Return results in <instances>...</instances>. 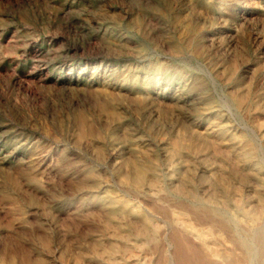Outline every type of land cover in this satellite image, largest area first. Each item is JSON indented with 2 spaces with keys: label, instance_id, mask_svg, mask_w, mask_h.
I'll return each instance as SVG.
<instances>
[{
  "label": "rangeland",
  "instance_id": "obj_1",
  "mask_svg": "<svg viewBox=\"0 0 264 264\" xmlns=\"http://www.w3.org/2000/svg\"><path fill=\"white\" fill-rule=\"evenodd\" d=\"M261 180L264 0H0V264H264Z\"/></svg>",
  "mask_w": 264,
  "mask_h": 264
},
{
  "label": "bare ground",
  "instance_id": "obj_2",
  "mask_svg": "<svg viewBox=\"0 0 264 264\" xmlns=\"http://www.w3.org/2000/svg\"><path fill=\"white\" fill-rule=\"evenodd\" d=\"M140 96V95H139ZM238 96V95H237ZM240 97V96H239ZM239 99V98H238ZM235 101V100H234ZM240 101V100H239ZM242 102V101H241ZM237 105V104H236ZM242 105V104H241ZM240 105V106H241ZM201 134V133H200ZM203 136V135H202ZM207 136V135H206ZM183 138V137H182ZM186 138V137H185ZM197 138H198V135H197ZM201 138V137H200ZM202 140V139H201ZM193 141V140H192ZM182 143V142H181ZM192 143V142H191ZM194 143V142H193ZM192 143V144H193ZM196 143V142H195ZM179 145V144H178ZM186 145V144H185ZM180 146V145H179ZM182 147H183V145H182ZM185 147V146H184ZM98 150V149H97ZM101 150V149H100ZM168 152V151H167ZM177 152V151H176ZM180 152V151H179ZM178 152V153H179ZM177 153V154H178ZM183 153V152H182ZM185 153V152H184ZM130 156V155H129ZM132 157V156H131ZM158 158V157H157ZM181 158V157H180ZM251 158V157H250ZM258 158V157H257ZM143 159V158H142ZM141 159V160H142ZM166 160H168V159H166ZM175 160V159H174ZM180 160V159H179ZM178 160V161H179ZM238 160V159H237ZM165 161V160H164ZM169 161V160H168ZM225 161V160H224ZM248 161V160H247ZM246 161V162H247ZM127 162V161H126ZM125 162V163H126ZM137 162V161H136ZM148 162H150V161H148ZM155 162V161H154ZM180 162V161H179ZM124 163V162H123ZM152 163V162H151ZM166 163V162H165ZM169 162H167V164H168ZM176 163H178L177 162V160H176ZM221 163V162H220ZM219 163V164H220ZM127 164V163H126ZM132 164V163H131ZM183 164H184V162H183ZM232 164H234V162L232 163ZM238 164V163H237ZM236 164V165H237ZM124 165V164H123ZM147 165V164H146ZM146 165H143V164H141V165H138L137 164V166H134V170H133V172L132 173H127V174H124V179L126 180V181H131V182H133L134 184H139V183H141V182H143L144 183V181H146V180H149L148 178H149V176H148V178H147V172L149 171V168L146 166ZM162 165V164H161ZM235 165V166H236ZM160 166V165H159ZM170 166V165H169ZM172 166H174V165H172ZM221 166V165H220ZM219 166V168H221ZM224 166H225V164H224ZM238 166V165H237ZM236 166V167H237ZM127 167V166H126ZM182 167H184V166H182ZM186 167V166H185ZM222 167H223V165H222ZM228 167V166H227ZM132 168H133V166H132ZM157 168V167H156ZM172 168V167H171ZM189 168V167H188ZM213 168V167H212ZM224 168V167H223ZM239 168V167H238ZM213 169H215V168H213ZM218 169V168H217ZM152 170V169H151ZM182 170V169H181ZM186 170H187V168H186ZM219 170H221V169H219ZM153 171V170H152ZM151 171V172H152ZM215 171V170H214ZM241 171V170H240ZM155 172V171H154ZM173 172V171H172ZM175 172V171H174ZM173 172V173H174ZM177 172V171H176ZM175 172V173H176ZM186 172V171H185ZM211 172V171H210ZM216 172H218V171H216ZM221 172V171H220ZM223 172V171H222ZM229 172V171H228ZM227 172V173H228ZM239 172V171H238ZM247 172V171H246ZM249 172V171H248ZM121 173V172H120ZM150 173V172H149ZM183 173V172H182ZM188 172H186V174H187ZM212 173V172H211ZM215 173V172H214ZM226 173V174H227ZM240 173V172H239ZM244 173V172H243ZM152 174H153V172H152ZM185 174V175H186ZM213 174V173H212ZM169 175V174H168ZM172 175V174H171ZM177 175V174H176ZM182 175V174H181ZM189 175V174H188ZM259 175V174H258ZM122 176V175H121ZM156 176V175H155ZM201 176V175H200ZM209 176V175H208ZM228 176V175H227ZM232 176V175H231ZM234 176H235V174H234ZM255 176V175H254ZM263 176V175H262ZM96 177H97V175H96ZM120 177V176H119ZM182 177V176H181ZM189 177V176H188ZM206 177V176H205ZM219 177V176H218ZM233 177V176H232ZM246 177H247V175H246ZM168 178V177H167ZM177 178V177H176ZM183 178V177H182ZM209 178V177H208ZM220 178V177H219ZM253 178V177H252ZM150 179H153V178H150ZM157 179V178H156ZM181 179V178H180ZM186 179V178H185ZM207 179V178H206ZM216 179H217V177H216ZM235 179V178H234ZM251 179V178H250ZM256 179V178H255ZM191 180V179H190ZM210 180H211V177H210ZM233 180V179H232ZM237 180H238V178H237ZM245 180V179H244ZM252 180V179H251ZM93 181V180H92ZM95 181V180H94ZM120 181V180H119ZM160 181V180H159ZM159 181H158V183H159ZM183 181V180H182ZM192 181H194V180H192ZM214 181V180H213ZM224 181H225V178H224ZM261 181H263V180H261ZM153 182V181H152ZM169 182V181H168ZM174 182H176V180L174 181ZM203 182V181H202ZM210 182V181H209ZM218 182H220V180L218 181ZM243 182V181H242ZM250 182V181H249ZM254 182V181H253ZM264 182V181H263ZM262 182V183H263ZM95 183V182H94ZM126 183V182H125ZM130 183V182H129ZM132 183V184H133ZM155 183V182H154ZM217 183V182H216ZM225 183V182H224ZM232 183V182H231ZM246 183H248V182H246ZM261 183V184H262ZM182 184L184 185V183L182 182ZM187 184V183H186ZM195 184V183H194ZM202 184V183H201ZM200 184V185H201ZM215 184V183H214ZM223 184V183H222ZM258 184V183H257ZM260 184V185H261ZM95 185H97V184H95ZM152 185V184H151ZM157 185V184H156ZM176 185V184H175ZM196 185V184H195ZM199 185V184H198ZM212 185V184H211ZM216 185V184H215ZM225 185V184H224ZM235 185H238V184H235ZM255 185V184H254ZM133 186H135V185H133ZM142 186V185H141ZM159 186H161V185H159ZM194 186V185H193ZM192 186V187H193ZM220 186V185H219ZM252 186V185H251ZM196 188H198V186H195ZM215 187V186H214ZM231 187V186H230ZM242 187V186H241ZM248 187V186H247ZM254 187V186H253ZM152 188H154V187H152ZM158 188V187H157ZM171 188V187H170ZM185 188V187H184ZM204 188V187H203ZM217 188V187H216ZM220 188V187H219ZM228 188V187H227ZM233 188H235V187H233ZM260 188H262V187H260ZM187 189V188H186ZM188 189H191V188H188ZM187 189V190H188ZM226 189V188H225ZM230 189H232V188H230ZM241 189V188H240ZM240 189H239V191H240ZM255 189V188H254ZM257 189V188H256ZM154 190V189H153ZM172 190V189H171ZM233 190V189H232ZM147 191H148V188H147ZM146 191V192H147ZM155 191V190H154ZM182 191V190H181ZM208 191V190H207ZM206 191V192H207ZM227 191V190H226ZM230 191V190H229ZM234 191V190H233ZM246 191V190H245ZM148 192H150V191H148ZM156 192V191H155ZM183 192V191H182ZM189 192H191V191H189ZM205 192V193H206ZM222 192H223V190H222ZM242 192V191H241ZM109 193V192H108ZM186 193V192H185ZM194 193V192H193ZM218 192H216V194H217ZM234 193V192H233ZM232 193V194H233ZM264 193V192H263ZM192 194V193H191ZM213 194V193H212ZM211 194V195H212ZM251 194V193H250ZM259 194H260V192H259ZM207 195H208V193H207ZM228 195V194H227ZM246 195V194H245ZM256 195H258V194H256ZM261 195V194H260ZM204 196V195H203ZM216 196V195H215ZM233 196V195H232ZM259 196V195H258ZM263 196V195H262ZM262 196H259L260 197V199H261V197ZM110 197H112V196H110ZM114 197V196H113ZM177 197V196H176ZM180 197V196H179ZM189 197V196H188ZM211 197V196H210ZM209 197V198H210ZM213 197H214V195H213ZM230 197V196H229ZM250 197V196H249ZM259 197H258V199H259ZM121 198V197H120ZM161 198V197H160ZM204 198H206L205 196H204ZM219 198V199H218ZM218 200H217V207H216V209H214V213L216 214V216H217V227H218V229H219V231H220V233L221 234H223V233H225L226 232V223H232L233 224V228H234V232H236V233H238V234H240V230H241V228L239 227V225L241 224L240 222L241 221H243L244 219L243 218H245V226H246V228L243 230V228H242V231L244 232H242L244 235H246L247 236V238L245 237V236H243V234L240 236V238H244V239H242V241H246V242H248L247 241V239L249 240V242L253 245L254 244V242H255V239L259 236V235H264V225L263 226H260V228H254L253 226H252V224L254 223V222H256L257 220H259L260 222H261V219H259V212H260V215H261V211L259 210V212L258 211H256V210H258V209H254V207L255 206H253L250 202H248L247 200H245V198H244V200L242 201V206H241V210H242V218L240 217H238V215H236V214H232V213H230V211H229V209H228V206L227 205H229V204H226V200H225V198H226V195L224 194V193H221L220 192V194L218 195ZM231 198V197H230ZM234 198H235V196H234ZM233 198V199H234ZM256 198H257V196H256ZM263 198H264V196H263ZM119 199V198H118ZM187 199V198H186ZM192 199V198H191ZM247 199V198H246ZM111 200V199H110ZM122 200V199H121ZM155 200H157V199H155ZM123 201V200H122ZM145 201V200H144ZM186 201V200H185ZM238 201V204H239V200H237ZM200 202V201H199ZM202 202V201H201ZM211 202V201H210ZM214 202V201H213ZM232 202H233V200H232ZM124 203V202H123ZM253 203V202H252ZM263 203V201L261 202V204ZM125 204V203H124ZM139 204V203H138ZM183 204V203H182ZM196 204V203H195ZM211 204V203H210ZM209 204V205H210ZM115 205V204H114ZM119 205H120V203H119ZM126 205V204H125ZM181 205V204H180ZM128 206V205H127ZM126 206V207H127ZM136 206H140V205H136ZM213 206V205H212ZM215 206V205H214ZM257 206V205H256ZM258 206H260V205H258ZM129 207V206H128ZM134 207V206H133ZM232 207V206H231ZM135 208V207H134ZM144 208V207H143ZM234 208V207H233ZM240 208V207H239ZM257 208H260V207H257ZM262 209H263V207H262ZM261 209V210H262ZM138 210V209H137ZM143 210V209H142ZM147 210V209H146ZM189 210V209H188ZM155 211V210H154ZM235 211H236V209H235ZM135 212V211H134ZM149 212H150V210H149ZM172 212V211H171ZM202 212V211H201ZM98 213V212H97ZM112 213H115V212H112ZM117 213V212H116ZM115 213V214H116ZM121 213V212H120ZM120 213H119V215H120ZM123 213V212H122ZM139 213V212H138ZM177 213V212H176ZM187 213H189V212H187ZM111 214V213H110ZM118 214V213H117ZM172 214V213H171ZM178 214H180V213H178ZM124 215V214H123ZM173 215V214H172ZM98 216V215H97ZM118 216V215H117ZM146 216V215H145ZM150 216V215H149ZM157 216V215H156ZM196 216V215H195ZM207 216V215H206ZM228 217V221H226V218ZM98 218H100L99 216H98ZM114 218V217H113ZM112 218V219H113ZM146 218V217H145ZM149 218V217H148ZM154 218V217H153ZM120 219V218H119ZM123 219V218H122ZM173 219V218H172ZM108 220V219H107ZM184 220V219H183ZM186 220V219H185ZM194 220V219H193ZM210 220V219H209ZM102 221V220H101ZM111 221V220H110ZM119 221V220H118ZM139 221V220H138ZM181 221V220H180ZM211 221V220H210ZM103 222V221H102ZM119 222H121V220L119 221ZM179 222V221H178ZM183 222H185V221H183ZM202 222V221H201ZM244 222V221H243ZM115 223V222H114ZM127 223V222H126ZM166 223V222H165ZM199 223V222H198ZM252 223V224H251ZM122 224V223H121ZM159 224V223H158ZM186 224H187V222H186ZM201 224V223H200ZM128 225V224H127ZM168 225V224H167ZM171 225V224H170ZM183 226H184V224H182ZM202 225V224H201ZM256 225V224H255ZM123 226V225H122ZM161 226V225H160ZM211 226V225H210ZM258 226V225H257ZM188 229H190V233L192 234V235H194L195 236V238L196 239H198V240H200V242H201V245L204 247V248H206V249H208V246H207V244H206V240L204 239L205 237V235H204V233H201V232H198L199 230H195L196 232H193V230L195 229L194 227L195 226H193V225H191V224H188ZM212 227H213V225H212ZM169 228H170V226H169ZM128 229H130V227L128 228ZM161 229V228H160ZM179 229V228H178ZM186 229V228H185ZM198 229V228H197ZM127 230V229H126ZM140 230V229H139ZM142 230V229H141ZM165 230V229H164ZM163 230V231H164ZM172 230V229H171ZM186 231V230H185ZM202 231V230H201ZM125 232V231H124ZM127 232V231H126ZM130 232V231H129ZM144 232V231H143ZM149 232V231H148ZM184 232V231H183ZM142 233V232H141ZM151 233V232H150ZM166 233V232H165ZM167 233H168V231H167ZM127 234V233H126ZM152 234H153V232H152ZM151 234V235H152ZM160 234H161V232H160ZM217 234V233H216ZM112 235V234H111ZM110 235V236H111ZM162 235V234H161ZM176 235V234H175ZM225 235V234H224ZM120 236H121V234H120ZM119 236V237H120ZM125 235H123V237H124ZM126 236H128V234L126 235ZM123 237L121 236V238L123 239ZM150 237V236H149ZM153 237V236H152ZM164 237V236H163ZM209 237V236H208ZM127 238V237H126ZM125 238V239H126ZM145 238V237H144ZM157 238V237H156ZM191 238V237H190ZM194 238V237H193ZM221 238V237H220ZM124 239V240H125ZM143 239V238H142ZM158 239V238H157ZM178 239V238H177ZM208 239V238H207ZM138 240V239H137ZM136 240V241H137ZM148 240H149V238H148ZM166 240V239H165ZM170 240V239H169ZM193 240V239H192ZM209 240V239H208ZM146 241V240H145ZM159 242V241H158ZM157 242V243H158ZM169 242V241H168ZM179 242V241H178ZM190 242V241H189ZM209 242V241H208ZM127 243V242H126ZM134 243V242H133ZM156 243V242H155ZM211 243V242H210ZM229 243V242H228ZM232 243V242H231ZM250 243H249V245H250ZM145 244H146V242H145ZM166 244V243H165ZM164 244V245H165ZM171 244H172V240H171ZM178 244V243H177ZM189 244V243H188ZM198 244V243H197ZM213 244V243H212ZM219 244V243H218ZM221 244H223V243H221ZM119 245V244H118ZM140 245V244H139ZM153 245V244H152ZM159 245V244H158ZM162 245V244H161ZM220 245V244H219ZM115 246H117V245H115ZM120 246V245H119ZM118 246V247H119ZM148 246H149V244H148ZM155 246V245H154ZM166 247H167V245H165ZM190 246V245H189ZM193 246V245H192ZM215 246H217V245H215ZM117 247V248H118ZM131 247H134V246H131ZM140 247V246H139ZM150 247V246H149ZM191 247V246H190ZM211 247H212V245H211ZM219 247V246H218ZM217 247V248H218ZM253 247H254V245H253ZM136 248V247H135ZM142 247H140V249H141ZM157 248V247H156ZM155 248V249H156ZM165 248V247H164ZM198 248V247H197ZM215 248V247H214ZM257 248H258V246H257ZM145 249V248H144ZM143 249V250H144ZM151 249V248H150ZM161 249V248H160ZM190 249H192V248H190ZM229 249H231V248H229ZM240 249V248H239ZM246 249V248H245ZM244 249V250H245ZM247 249H249V247L247 248ZM246 249V250H247ZM263 249H264V247H263ZM142 250V251H143ZM182 250V249H181ZM210 250V249H209ZM253 250V249H252ZM113 251H114V249H113ZM138 251V250H137ZM146 251H148V250H146ZM152 251V250H151ZM168 251H170V250H168ZM197 251V250H196ZM207 251V250H206ZM91 252V251H90ZM132 252V251H131ZM150 252V251H149ZM153 252H155V251H153ZM166 252V251H165ZM184 252V251H183ZM192 252V251H191ZM202 253V252H201ZM227 253H229V252H227ZM245 253V252H244ZM254 253V252H253ZM139 254V253H138ZM138 254H137V256H138ZM172 254V253H171ZM231 254V253H230ZM233 254V253H232ZM231 254V255H232ZM240 254V253H239ZM125 255H126V253H125ZM144 255H146V253H144ZM154 255V254H153ZM207 255L209 256V257H211V258H213L214 259V261L217 263V264H229V262H228V259H227V256H226V254L224 253V251H222V249L221 248H219V249H217V250H215V251H210L209 253H207ZM245 255V254H244ZM243 255V256H244ZM249 255V254H248ZM132 256H135L134 254L132 255ZM131 256V257H132ZM137 256H135V257H137ZM167 256H168V254H167ZM170 256V255H169ZM239 256V255H238ZM246 256V255H245ZM252 256H254V255H252ZM12 257V256H11ZM119 257V256H118ZM123 257V256H122ZM199 257V256H198ZM201 257H203V255L201 256ZM232 257V256H231ZM247 257V256H246ZM263 257H264V255H263ZM262 257V258H263ZM15 258V257H14ZM43 258V257H42ZM141 258V257H140ZM164 258V257H163ZM181 258V257H180ZM248 258H250V257H248ZM254 258V257H253ZM260 258V257H259ZM40 259V258H39ZM38 259V260H39ZM113 259V258H112ZM117 259V258H116ZM142 259V258H141ZM175 259V258H174ZM173 259V260H174ZM201 259V258H200ZM230 259V258H229ZM124 260V259H123ZM150 260H152V259H150ZM156 260V259H155ZM173 260H171V264H173L174 263V261ZM183 260V259H182ZM247 260V259H246ZM245 260V261H246ZM252 260V259H251ZM254 260V259H253ZM9 261H12V260H9ZM16 261V260H15ZM111 261V260H110ZM114 261V260H113ZM119 260H117V262H118ZM137 261H139V259H137ZM149 261V260H148ZM185 261V260H184ZM190 261V260H189ZM202 261H204V260H202ZM232 261V260H231ZM244 261V262H245ZM248 261V260H247ZM38 262V261H37ZM44 262V261H43ZM112 262V261H111ZM120 262V261H119ZM154 262V261H153ZM165 262V261H164ZM198 262V261H197ZM205 262V261H204ZM121 263V262H120ZM140 263H143L142 261L140 262ZM150 263V262H149ZM181 262H179V264H180ZM201 263H203V262H201ZM208 263V262H207ZM214 262H212V264H213ZM232 263V262H231ZM250 263V262H249ZM17 264V263H16ZM117 264V263H116ZM151 264V263H150ZM153 264H155V263H153ZM163 264V263H162ZM185 264V263H184ZM187 264V263H186ZM204 264V263H203ZM206 264V263H205ZM209 264V263H208ZM247 264V263H246Z\"/></svg>",
  "mask_w": 264,
  "mask_h": 264
}]
</instances>
